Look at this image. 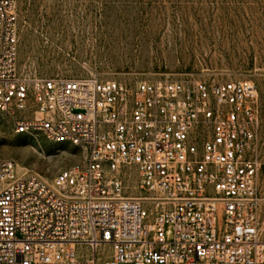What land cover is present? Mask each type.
<instances>
[{"label": "built area", "instance_id": "built-area-1", "mask_svg": "<svg viewBox=\"0 0 264 264\" xmlns=\"http://www.w3.org/2000/svg\"><path fill=\"white\" fill-rule=\"evenodd\" d=\"M16 3L0 0V116L86 156L51 184L0 159V264H264L257 86L24 76Z\"/></svg>", "mask_w": 264, "mask_h": 264}, {"label": "rangeland", "instance_id": "rangeland-1", "mask_svg": "<svg viewBox=\"0 0 264 264\" xmlns=\"http://www.w3.org/2000/svg\"><path fill=\"white\" fill-rule=\"evenodd\" d=\"M20 74L136 84L145 80L250 81L260 100L264 240V0H17ZM85 150L43 134L17 135L0 116V159L51 184ZM138 196L133 184L127 191Z\"/></svg>", "mask_w": 264, "mask_h": 264}]
</instances>
